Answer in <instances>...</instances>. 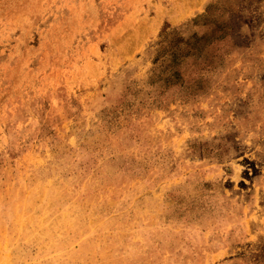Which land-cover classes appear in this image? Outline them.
<instances>
[{
  "label": "rangeland",
  "instance_id": "1",
  "mask_svg": "<svg viewBox=\"0 0 264 264\" xmlns=\"http://www.w3.org/2000/svg\"><path fill=\"white\" fill-rule=\"evenodd\" d=\"M0 264H264V0H0Z\"/></svg>",
  "mask_w": 264,
  "mask_h": 264
}]
</instances>
